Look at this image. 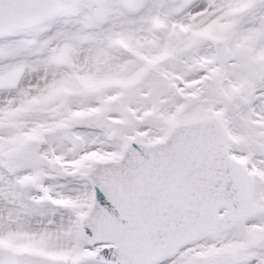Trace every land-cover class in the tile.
Wrapping results in <instances>:
<instances>
[{
  "label": "snow or ice",
  "instance_id": "6c2138e0",
  "mask_svg": "<svg viewBox=\"0 0 264 264\" xmlns=\"http://www.w3.org/2000/svg\"><path fill=\"white\" fill-rule=\"evenodd\" d=\"M0 264H264V0H0Z\"/></svg>",
  "mask_w": 264,
  "mask_h": 264
}]
</instances>
